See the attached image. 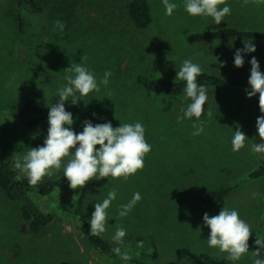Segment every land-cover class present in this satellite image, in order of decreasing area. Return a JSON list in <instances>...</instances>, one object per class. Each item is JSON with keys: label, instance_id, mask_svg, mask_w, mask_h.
<instances>
[{"label": "rangeland", "instance_id": "1", "mask_svg": "<svg viewBox=\"0 0 264 264\" xmlns=\"http://www.w3.org/2000/svg\"><path fill=\"white\" fill-rule=\"evenodd\" d=\"M94 1L97 10L81 13L74 0H49L45 5L34 0L21 9L25 25L18 31L17 0H0V125H11L15 110L10 107L28 98L46 105L45 112L38 115L43 120L37 129L15 128L0 138V155L14 166L29 147L43 146L49 107L58 102L57 90L66 84L63 69L83 63L97 80L111 71L107 87L100 85L99 92L89 93L75 106L65 102L75 121L72 129L81 132L84 120L110 122L113 127L141 122L151 151L144 157L143 169L127 181L109 177L104 187L91 192L82 205L84 216L90 221L94 204L102 203L115 188L117 197L106 210L108 227L103 234L111 244L116 245L112 240L116 227L123 225L127 229L123 249L155 251L154 264H232L225 253L208 246L210 229L203 224V214L218 215L221 207L236 209L252 234L249 253L235 264H252L250 252L258 247L255 240H264V176L247 178L262 160V153L252 150L255 105L254 97L246 96L250 87L207 88L201 117L204 131L193 136L195 118L177 122L181 108L189 102L184 100V91L177 96L152 93L139 87L134 76L143 72L176 80L183 60L191 58L216 75L249 77L253 56L260 68L264 66V39L201 44H189L186 39L190 33L223 26L264 31V0H249L246 7H242L243 0H226L231 15L219 25L211 17H191L184 10L185 0H169L178 5L171 16L165 15L162 0H148L153 21L145 29L130 23L125 0ZM57 20L65 24L63 31L55 27ZM248 41L255 44L256 51L242 53L245 63L237 68L235 51ZM221 61L226 62L224 67H220ZM209 110L211 118L206 114ZM237 125L249 139L244 149L234 153L231 141ZM61 174L63 169L51 178ZM232 185L236 186L221 207L200 202L206 192ZM136 192L142 199L127 217H119V206ZM253 192L259 194L255 199ZM32 196L53 218L41 233L23 234L19 205L0 188V264H112L93 250L69 213L73 189ZM138 241H143V248H137Z\"/></svg>", "mask_w": 264, "mask_h": 264}, {"label": "clouds", "instance_id": "2", "mask_svg": "<svg viewBox=\"0 0 264 264\" xmlns=\"http://www.w3.org/2000/svg\"><path fill=\"white\" fill-rule=\"evenodd\" d=\"M165 15L171 16L178 8L176 3L169 0H162ZM249 0H243L242 7H246ZM223 5V7H219ZM184 10L191 17H211L215 25H219L226 15H231V8L226 0H185ZM55 27L63 31L65 24L57 20ZM243 48L237 49L234 54V66L240 68L244 65L242 53L256 51L255 44L251 41L243 42ZM86 59V57H85ZM215 60H219L215 57ZM251 68L248 77L250 90H246L247 98L259 94L258 106L261 115L255 122L256 136L260 143L252 145L256 153H264V73L260 71V65L255 56L249 61ZM226 62L221 61L220 67ZM66 73L64 79L66 84L57 90L58 102L49 107L47 121V136L43 146L29 147L22 158L14 162V168L18 170L15 176L16 181L26 178L30 185L36 186L43 182L45 177L51 178L63 169L64 178L69 182V188L77 190L84 188L94 177L96 180L102 178L119 179L125 181L135 175L144 167V157L151 151V145L146 142V129L141 122L123 123L113 127L110 122L93 124L90 120L82 122V131L77 133L72 129L74 124L73 114L66 110L65 102L70 101L75 106L83 101V97L89 93L100 91V85L107 87L111 71H105L103 78L97 80L92 72L83 63H73L63 69ZM203 74V69L192 59L183 60L180 68L176 71V80L185 82L184 100L189 101L185 108H181L182 115L177 116V122L185 119L193 120L192 135L198 136L204 131L202 113L208 99L207 88L198 82V77ZM208 117L213 113L209 110ZM95 116V113H93ZM249 138L237 125L232 138V151L234 153L246 147ZM97 146H99L97 148ZM111 182V181H109ZM259 194L252 193L255 199ZM117 197V190L114 188L107 193L102 203L94 204V212L91 214L89 235L102 237L108 227V213L111 203ZM142 199L139 192L133 194L131 200L119 206L118 216L127 217L135 205ZM203 224L210 229L207 239L208 246L225 253L227 261L238 262L243 256L249 253V237L252 234L250 225L243 221L236 209L221 207L219 214L209 216L203 214ZM127 229L119 225L115 229L112 240L117 245L112 252L125 261L129 262L132 257L128 250L122 251L125 244L124 238ZM256 251L250 252L252 264H264V240L257 238ZM143 241L137 242V248H143Z\"/></svg>", "mask_w": 264, "mask_h": 264}, {"label": "trees", "instance_id": "3", "mask_svg": "<svg viewBox=\"0 0 264 264\" xmlns=\"http://www.w3.org/2000/svg\"><path fill=\"white\" fill-rule=\"evenodd\" d=\"M45 5L49 0H40ZM124 10L130 23L137 29H145L149 27L153 21L151 5L148 0H125ZM34 4V0H17L16 21L18 31H22L25 25L22 16V8L25 5ZM73 4L78 12L86 13V10L98 9V3L94 0H74ZM264 39V31L262 30H246L234 26H223L217 29L206 31H197L187 36L189 44H201L205 42H225L230 40H258ZM264 73V66L260 68ZM248 77H223L214 73L203 70V74L198 77V82L206 86V88H214L220 90L225 87H245L248 86ZM134 82L146 91L177 96L184 91L185 82L181 80H171L161 77H151L143 72H137L134 76ZM259 94L254 96L255 105V122L261 115L259 106ZM15 110V117L9 126L0 125V138L12 133L15 128H27L30 130L37 129L42 123L41 115L46 110L45 102L37 98H28L20 105H13L10 111ZM252 142L260 143L259 137L256 136V127L252 133ZM18 171L14 168L13 163L0 155V188L4 192L7 199L16 202L19 205V212L23 223L20 232L23 234H39L51 222L53 216L51 213L41 208L34 200L32 195L46 196L51 194L58 188L69 187V182L64 178V174L53 178L43 179L42 183L36 186L30 185L26 178L16 181L15 176ZM264 176V153H262L261 164L250 171L247 178H258ZM107 184V178L96 180L94 177L88 182L86 187L73 189L74 199L68 206L69 213L75 218L79 229L92 246L93 250L103 258L111 261L112 264H125V261L112 252L117 245L111 244L107 239L89 235V220L82 212V205L86 197L93 191L104 187ZM236 185L220 187L206 192L200 202L208 205L216 203L219 207L224 204V200L228 193L235 188ZM122 251L126 249H121ZM129 251V250H128ZM132 259L127 264H154L153 259L156 258V252L153 253H135L129 251Z\"/></svg>", "mask_w": 264, "mask_h": 264}]
</instances>
